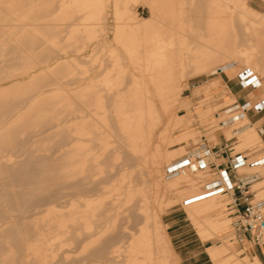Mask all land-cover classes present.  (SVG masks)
Segmentation results:
<instances>
[{"label":"bare ground","instance_id":"1","mask_svg":"<svg viewBox=\"0 0 264 264\" xmlns=\"http://www.w3.org/2000/svg\"><path fill=\"white\" fill-rule=\"evenodd\" d=\"M102 2L64 0L61 13L69 18L71 9L82 11L93 4L101 10ZM149 5L151 17L136 21L126 31L125 55L95 57L99 64L92 69L96 73L94 84L78 92V101L67 97L61 105L48 101L46 109H24L21 120L6 126L31 95L16 100L19 95L11 94L14 85L0 90V264H176L174 257L168 260L167 255H161L165 253L164 238L149 225L150 197L165 190L171 202L186 196L183 200H187L189 216L211 212L222 217L214 203L220 194L204 196L210 181L204 179L207 170L192 174L196 171L185 168L167 176L166 168L172 162L162 178L168 150L154 140L152 127L159 120L158 107L170 112L165 99L185 85L187 76L206 75L215 68L230 76L233 60H239L246 69L250 61L247 47L252 48V43L264 45V16L244 0H160ZM115 7L121 20L127 9ZM132 17L137 19L134 14ZM102 48L103 42L96 45L98 52ZM61 49L51 46L42 61L46 63L43 72H55L47 63H57ZM17 75L3 71L0 82H10ZM220 87L225 93L223 102L234 100L217 80L214 90ZM43 95L36 94L35 99ZM71 119L77 120L73 128L62 126ZM45 123L60 128L49 137L61 140L37 149L17 141L27 128L32 129L30 139L39 136ZM232 134L241 147L264 149L252 124ZM65 146L70 147L63 149ZM9 150L17 158L26 156L12 163L4 155ZM255 167L264 170V165ZM258 180L255 185L264 183V178ZM148 185L153 189L150 186L148 194L141 193ZM215 221L204 234L219 239L228 220L222 217ZM72 252L79 255L71 258ZM245 254L244 250L235 253L240 258Z\"/></svg>","mask_w":264,"mask_h":264},{"label":"rangeland","instance_id":"2","mask_svg":"<svg viewBox=\"0 0 264 264\" xmlns=\"http://www.w3.org/2000/svg\"><path fill=\"white\" fill-rule=\"evenodd\" d=\"M63 1L0 0V55H2L0 56V75L3 71L19 74L10 82H0V90L14 85L16 88L11 91V94L16 93L19 95L15 97L16 100L21 99L22 95H31V100L28 98L29 101L27 100L26 105L18 107V109L23 108V111L21 110L12 115L9 118L10 121L8 120V123H5L6 126H11L21 120L26 109H46L48 101L60 102L59 105L67 97L78 101L76 96L78 92L83 87L94 84L96 73L92 69L99 64L98 60L95 61V57L99 55L100 58L105 59L113 53L125 55L123 39L126 37V31L130 29L129 25L143 18L149 19L151 17L149 4L152 1L160 2V0H119V3L116 4V0H103L101 10L97 9L98 5L93 4L90 8L82 11L71 9L72 16H74L64 18L61 13L65 9L62 6ZM244 1L255 12L264 16V8L255 6L251 0ZM116 5H118V9H127L121 20H118L115 14ZM133 14L137 19H133ZM67 23H70L69 26H67ZM140 28L143 29V25ZM15 31L19 33L17 34ZM101 42H103L104 48L98 52L96 45L101 44ZM252 44V48L247 47L250 61L246 67L253 71L262 85L249 94L250 105H254L255 102L264 103V45ZM51 46L62 48L58 55L59 61L55 64L54 61L47 63L52 65L51 67L55 69V72H43L42 68L46 66V63H42V61L47 58ZM220 64V62L217 63V67ZM232 64L234 69L230 76L218 72L216 68L206 75L192 78L187 76L188 79L185 81V85L176 94H169L165 99L170 112L166 113L164 109L160 110L158 107L159 120L152 127V130L153 128L156 129V132L153 130V137L157 143L168 150V160L163 164L162 178L165 177L166 166L181 158L188 151L199 147L203 143L210 147L218 145L220 143L218 133L220 132L224 134L225 139H232V136H234L232 133L236 129L250 124L246 116L244 119H238V114H231L233 111L230 107L236 101L232 94L234 100L225 103L223 102L225 96V93L223 95V87H220V90H214L217 80H220L225 89H228L224 83L223 75L236 77L245 67L239 60H233ZM27 70L29 74L24 73ZM109 71L108 69L104 72ZM101 77H105V74ZM70 79L76 81L70 82ZM41 93L44 95L35 99L36 94ZM35 101L39 103L34 104ZM59 105L55 107L59 108ZM18 115L19 117H17ZM228 116L235 117L223 123L222 119ZM76 121L71 119L66 125L62 123V126L73 128ZM5 124L2 125V128L5 127ZM47 127L48 129H46ZM252 128L257 132L253 124ZM30 130L32 129L27 128L19 135V140L17 139L24 145L26 143V146H24L26 148H48L50 143L61 140L58 137L50 139V134L60 130V128H51L47 123L41 127L42 135L39 134V136L30 139ZM157 139H160L159 142ZM233 141H235L231 150L233 154L248 150L247 147H241L237 137ZM29 143L36 144L33 146ZM70 146H65L63 149ZM9 151L8 154L6 152L4 155L10 158L12 163L24 159L23 156H26L23 155L17 158L15 152ZM43 154L49 155L50 153L44 152ZM253 157L255 156L253 155ZM212 161L216 164L223 162L215 161L214 158H212ZM197 172L191 173L195 174ZM240 172L245 174L258 173L260 175L259 180L261 177L264 178V170L257 169L255 166ZM211 177L206 172L205 182H208ZM262 185L264 183L257 185L254 183L251 188L255 195V201L264 199V190H262L264 187ZM150 186L153 189V186ZM150 186H146L145 191L141 193L148 194ZM169 195L165 190L162 194L158 193L157 196L152 195L154 202L151 197L148 202L152 206H149L148 210L150 212L148 213L150 214L149 219L152 218L150 219L152 221L149 220V223L151 222L149 225L157 229L164 238H162V242L166 245L164 248L165 253L164 251L161 253L162 256L167 255L168 260L174 257L176 264H193L195 261L197 264H260L256 257H250L247 253L245 258L235 255V253L246 250L242 245H238L233 238L234 233L231 223L234 219L233 216L228 214L226 207L230 198L220 195L214 197V203L222 212V217L228 220L221 238L216 239L214 236L208 237L204 233L214 226L216 218L220 219L222 217L218 215L216 217L211 212L204 215L189 216L185 206L188 205L187 200H183L186 196L171 202ZM78 255L79 253L72 252L69 256L74 258Z\"/></svg>","mask_w":264,"mask_h":264},{"label":"built area","instance_id":"3","mask_svg":"<svg viewBox=\"0 0 264 264\" xmlns=\"http://www.w3.org/2000/svg\"><path fill=\"white\" fill-rule=\"evenodd\" d=\"M236 77L241 89L255 90L259 87L258 78L249 68L244 69ZM230 109L233 111L231 114H238V118H243L250 111L257 114L264 111V103L233 104ZM215 147V145L210 147L203 143L188 151L166 168L167 176L180 173L185 168L192 171L208 169L214 158ZM259 165H264V156L258 159L237 153L229 157L225 167L217 172L218 178L210 180L205 185L206 194L204 196L220 194L230 198L227 212L233 216L234 220L231 223L233 238L239 245L246 241L253 245H264V199L255 201L251 190L259 178L254 174L241 176L239 173L240 168Z\"/></svg>","mask_w":264,"mask_h":264},{"label":"crops","instance_id":"4","mask_svg":"<svg viewBox=\"0 0 264 264\" xmlns=\"http://www.w3.org/2000/svg\"><path fill=\"white\" fill-rule=\"evenodd\" d=\"M252 3L260 8H264V0H251ZM223 80L227 88L230 90L231 94L235 97V103L237 105H244V104H250L249 94L252 93L254 90L251 89H241L237 82V77H228L223 75ZM246 117L248 118L250 124H253L258 131L260 138L262 140V144H264V111L257 114L253 111H250L247 113ZM248 126V124H247ZM218 138L220 139V143L218 145H215L214 149V160L215 161H223L219 164H216L212 161L210 167L206 169L210 176V180L217 179V172L225 167L226 162L228 161L229 157L237 155V153H232L231 150L233 148V144L235 141H233L236 136H232V139H225V136L222 132L218 133ZM225 146V148H223ZM255 149H248L242 152H238L240 154H245L247 156L253 157V155L256 158H259L261 156H264V149L256 148ZM255 150V151H254ZM260 152H259V151ZM258 152V153H257ZM256 154V155H255ZM244 169H251L250 167H245ZM243 169V170H244ZM241 176H244L243 173H240ZM255 196V195H254ZM225 198H228L227 196ZM229 202V201H228ZM227 209L229 208L228 203L226 204ZM239 245V244H238ZM244 249L246 250V253L250 257H256V259L260 262V264H264V245H253L249 243V241H246L244 244H242ZM193 264H197L195 261Z\"/></svg>","mask_w":264,"mask_h":264}]
</instances>
